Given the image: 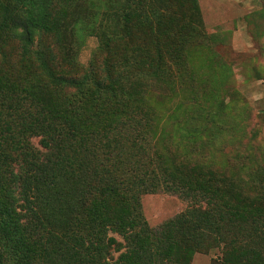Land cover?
<instances>
[{
  "label": "trees",
  "instance_id": "1",
  "mask_svg": "<svg viewBox=\"0 0 264 264\" xmlns=\"http://www.w3.org/2000/svg\"><path fill=\"white\" fill-rule=\"evenodd\" d=\"M74 1L0 0V264H186L215 249V264H264V143L231 136L216 159L205 128L181 127L183 144L167 130L183 102L165 107V92L195 77L166 69L186 57L164 54L160 30L152 47L133 39L145 0H123V30L86 66L60 54ZM158 192L189 204L152 227L140 199Z\"/></svg>",
  "mask_w": 264,
  "mask_h": 264
},
{
  "label": "rangeland",
  "instance_id": "2",
  "mask_svg": "<svg viewBox=\"0 0 264 264\" xmlns=\"http://www.w3.org/2000/svg\"><path fill=\"white\" fill-rule=\"evenodd\" d=\"M123 4V0H75L68 5L62 37L70 41V46L59 50L60 54L86 66L101 37H112L123 30L119 22ZM138 4L132 1L131 8L141 13L139 18L148 26L143 33L133 28V39L142 37L152 47L156 29L160 30L157 37H161L164 54L186 57L183 64H166V69H184L195 77L184 92H165V107L183 102L180 113L171 114L170 108L164 112L167 130L183 144L181 127L183 133L194 126L205 128L209 136H216V159L234 152L231 136L243 137L244 143L248 138L264 143V0H145ZM16 53L14 47L4 49L3 57L12 60ZM161 88L155 87L154 101L160 99ZM222 100L226 110L220 108ZM218 121L226 127L216 125ZM37 140L34 138V143ZM140 202L152 227L189 204L165 192L143 194ZM219 255L220 249L196 251L186 264H215L214 258Z\"/></svg>",
  "mask_w": 264,
  "mask_h": 264
}]
</instances>
